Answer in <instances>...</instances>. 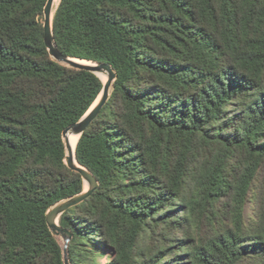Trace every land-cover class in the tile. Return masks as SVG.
I'll list each match as a JSON object with an SVG mask.
<instances>
[{"label": "trees", "instance_id": "16d2710c", "mask_svg": "<svg viewBox=\"0 0 264 264\" xmlns=\"http://www.w3.org/2000/svg\"><path fill=\"white\" fill-rule=\"evenodd\" d=\"M46 1L0 0V264H64L63 131L103 87L50 56ZM53 33L117 72L76 146L99 187L60 217L70 263L264 264V0H60Z\"/></svg>", "mask_w": 264, "mask_h": 264}, {"label": "water", "instance_id": "95a60500", "mask_svg": "<svg viewBox=\"0 0 264 264\" xmlns=\"http://www.w3.org/2000/svg\"><path fill=\"white\" fill-rule=\"evenodd\" d=\"M54 1L55 0H47L43 10V39L50 56L57 62L65 64L67 66L93 72L98 75L103 81L102 90L99 93L97 99L95 100V102L97 101L96 104L94 102L89 108V110L77 122L69 125L63 131V139L66 150L65 162L69 168L81 174L84 184L87 183V188L78 194L56 202L48 209L46 214L47 224L50 230L52 231L53 235L55 237L61 235L64 238V244L62 245L64 264H71L68 254V244L72 238V232L71 230L63 227L60 224V217L65 211L80 204L85 199H87L99 187V181L92 171L82 166L77 160L76 147L74 150L70 142V135H79V140L84 131L99 115L102 108L106 105L110 98L114 81L117 78V72L110 63L93 61H91V63H82L77 60L80 58L67 56L60 51L55 42L53 33L54 15L52 16V13L54 8ZM101 73L107 74V79L105 81L100 76Z\"/></svg>", "mask_w": 264, "mask_h": 264}, {"label": "bare ground", "instance_id": "6f19581e", "mask_svg": "<svg viewBox=\"0 0 264 264\" xmlns=\"http://www.w3.org/2000/svg\"><path fill=\"white\" fill-rule=\"evenodd\" d=\"M59 2H60V0H55L54 1V8H53L52 16L54 15L55 10H56V7H58ZM77 60L80 61V62H82V63H91V61L84 60V59H77ZM100 76L102 77V79L104 81L107 79V74L106 73H101ZM96 102H95V104H96ZM78 137H79V135H70V142H71L72 147H73L74 150H75V147H76V144H77V141H78ZM85 186L87 188V183H86Z\"/></svg>", "mask_w": 264, "mask_h": 264}, {"label": "rangeland", "instance_id": "374dc122", "mask_svg": "<svg viewBox=\"0 0 264 264\" xmlns=\"http://www.w3.org/2000/svg\"><path fill=\"white\" fill-rule=\"evenodd\" d=\"M60 3V2H59ZM59 5V4H58ZM56 9H57V7H56ZM56 11V10H55ZM86 185V184H85ZM84 185V190L86 189V186ZM252 208H251V205L250 204H248L247 205V207H246V212L248 213V214H251L252 213V210H251ZM57 239H58V241L61 243V245H63L64 244V238L61 236V235H59V236H57ZM102 259V261H105L106 260V256H104V257H102L101 258Z\"/></svg>", "mask_w": 264, "mask_h": 264}]
</instances>
